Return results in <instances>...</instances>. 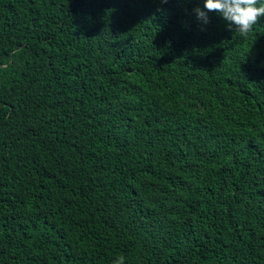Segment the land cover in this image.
<instances>
[{"label": "trees", "instance_id": "obj_1", "mask_svg": "<svg viewBox=\"0 0 264 264\" xmlns=\"http://www.w3.org/2000/svg\"><path fill=\"white\" fill-rule=\"evenodd\" d=\"M198 7L0 0V264H264V17Z\"/></svg>", "mask_w": 264, "mask_h": 264}, {"label": "clouds", "instance_id": "obj_2", "mask_svg": "<svg viewBox=\"0 0 264 264\" xmlns=\"http://www.w3.org/2000/svg\"><path fill=\"white\" fill-rule=\"evenodd\" d=\"M167 3V0H161ZM259 5V6H258ZM197 19L208 22V13H218L227 22L228 30L246 36L253 31V26L264 17V2L262 0H203V8L193 10ZM115 264H124L120 256Z\"/></svg>", "mask_w": 264, "mask_h": 264}]
</instances>
